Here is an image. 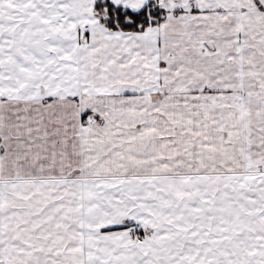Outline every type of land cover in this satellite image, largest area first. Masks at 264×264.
Here are the masks:
<instances>
[{"label":"snow or ice","instance_id":"6c2138e0","mask_svg":"<svg viewBox=\"0 0 264 264\" xmlns=\"http://www.w3.org/2000/svg\"><path fill=\"white\" fill-rule=\"evenodd\" d=\"M0 264H264V0H0Z\"/></svg>","mask_w":264,"mask_h":264}]
</instances>
